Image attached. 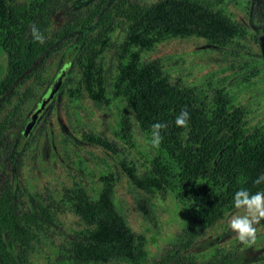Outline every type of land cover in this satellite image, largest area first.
I'll return each mask as SVG.
<instances>
[{"label": "rangeland", "instance_id": "1", "mask_svg": "<svg viewBox=\"0 0 264 264\" xmlns=\"http://www.w3.org/2000/svg\"><path fill=\"white\" fill-rule=\"evenodd\" d=\"M116 1L57 0L50 31L56 32L93 10L102 15ZM134 1L145 6L162 0ZM201 1L235 23L237 30L228 45L212 46L197 36L173 37L167 33L139 36L137 32L129 36L124 27L116 26L98 45L93 63L85 66L77 61V34L54 44L44 65L48 85L41 88L35 101L26 103L21 122L11 126L0 156V188L7 183L25 208L37 211L39 207L53 217L46 233L32 243V263L68 264L61 257V247L81 226L62 202L63 192L83 186L96 199L107 182L113 184L112 202L123 224L138 237V249L131 257L89 264H156L177 250L188 223L185 209L169 192L143 189L135 182L155 166L159 152L140 132L122 96L118 79L134 61L161 70L170 83L194 90L196 102L208 109L226 103L228 111L243 110L244 126L264 133L263 0ZM101 19H94L89 35L97 36ZM62 66L66 67L65 80L46 101L44 94ZM69 68V82L64 85ZM5 69L6 59L0 49V78ZM42 101L46 102L42 115L28 129V119ZM121 121L128 122L131 147L118 135ZM83 135L99 143H91ZM237 212L226 213L223 220L204 229L184 253L204 261L221 251L232 255L230 264H264V230L258 233L255 244H241L228 227V220Z\"/></svg>", "mask_w": 264, "mask_h": 264}, {"label": "trees", "instance_id": "2", "mask_svg": "<svg viewBox=\"0 0 264 264\" xmlns=\"http://www.w3.org/2000/svg\"><path fill=\"white\" fill-rule=\"evenodd\" d=\"M57 0H0V49L6 69L0 78V156L11 126L20 124L26 103L35 101L48 85L44 65L53 46L62 38L78 36L77 61L93 63L98 45L116 26L132 36L167 33L173 37L197 36L212 46L231 43L236 25L220 11H213L201 0H162L142 6L134 0H117L109 11L93 10L84 18L50 31V18ZM101 16L97 36L89 35L94 19ZM264 20V0L262 2ZM35 25L44 35L34 40ZM86 62V63H84ZM70 68L66 82H69ZM122 96L133 112L140 132L151 144V126L166 122L155 166L146 177L136 180L141 188L169 192L186 211L188 223L177 250L156 264H230L232 255L215 251L207 260L185 254L204 233L236 209L234 194L241 188L255 194L264 190V133L246 128L243 110L228 111L226 103L208 109L198 104L194 90L170 83L157 68L134 61L118 79ZM11 107V108H10ZM182 109L190 115L186 128L177 127ZM120 139L131 147L128 122L119 123ZM91 143L96 139L83 135ZM97 145V144H96ZM152 145V144H151ZM112 183H105L95 199L83 186L66 188L62 202L78 218L81 229L61 247L68 264L107 263L116 257H131L138 249V237L122 222L112 202ZM52 215L42 208H25L6 183L0 188V264H34L30 260L33 242L46 233ZM184 253V254H183Z\"/></svg>", "mask_w": 264, "mask_h": 264}, {"label": "clouds", "instance_id": "3", "mask_svg": "<svg viewBox=\"0 0 264 264\" xmlns=\"http://www.w3.org/2000/svg\"><path fill=\"white\" fill-rule=\"evenodd\" d=\"M32 36L37 42L43 43L44 35L33 25L31 29ZM190 119L187 109H182L175 119L177 127L186 128ZM168 127L166 122H158L151 126V144L155 148H159L162 143V131ZM264 182V175L260 176L256 183ZM234 207L238 210L237 214H233L228 220V227L236 234L241 244H255L258 233L264 230L261 221L264 220V191L250 193L247 189L241 188L234 194ZM242 212L243 214H239ZM259 226V227H258Z\"/></svg>", "mask_w": 264, "mask_h": 264}, {"label": "water", "instance_id": "4", "mask_svg": "<svg viewBox=\"0 0 264 264\" xmlns=\"http://www.w3.org/2000/svg\"><path fill=\"white\" fill-rule=\"evenodd\" d=\"M260 43H261V47L264 51V36L263 35L260 36ZM65 76H66V67L62 66L58 70L56 77L52 80V82L50 83V85L48 86V88L44 94V98L46 101H50L55 96V94L60 89L62 83L64 82ZM45 103H46L45 101H42V102L38 103L37 106L33 109L32 113L28 119V122L26 124L28 129H31L35 125L36 121L41 117L42 112L45 108Z\"/></svg>", "mask_w": 264, "mask_h": 264}]
</instances>
